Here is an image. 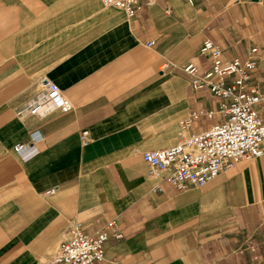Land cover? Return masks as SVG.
Returning a JSON list of instances; mask_svg holds the SVG:
<instances>
[{"label":"crops","instance_id":"1","mask_svg":"<svg viewBox=\"0 0 264 264\" xmlns=\"http://www.w3.org/2000/svg\"><path fill=\"white\" fill-rule=\"evenodd\" d=\"M205 39L224 62L256 48L264 116V0H0V264H49L76 223L108 221L122 238L94 264H264V155L182 190L142 158L221 121L181 68L210 66ZM46 79L72 109L22 115Z\"/></svg>","mask_w":264,"mask_h":264},{"label":"built area","instance_id":"2","mask_svg":"<svg viewBox=\"0 0 264 264\" xmlns=\"http://www.w3.org/2000/svg\"><path fill=\"white\" fill-rule=\"evenodd\" d=\"M151 1L102 0L105 6L119 8L128 15L134 14L140 8V3L149 4ZM200 52L210 62L205 71L199 72L192 62L184 63L181 68L189 76L193 89L207 90L224 100L219 110L221 121L208 129L182 137L173 145L149 149L142 155L149 175L166 179L177 190L190 185L203 187L240 160L264 155V116L259 107L261 99L247 87L251 72L256 67V48H251L244 60L234 58L224 62L220 47L212 40L205 39ZM47 103L63 113L72 109V103L63 95L60 87L46 79L42 90L22 115H36ZM23 147V143H17L14 151L18 152ZM156 189L159 191L160 187ZM110 238H122L113 221H108L102 230L93 235L85 233L76 223L49 264L102 262L105 244Z\"/></svg>","mask_w":264,"mask_h":264}]
</instances>
